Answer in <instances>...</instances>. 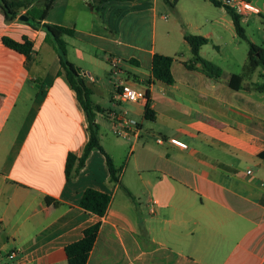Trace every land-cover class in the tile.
Returning a JSON list of instances; mask_svg holds the SVG:
<instances>
[{
	"label": "crops",
	"instance_id": "obj_1",
	"mask_svg": "<svg viewBox=\"0 0 264 264\" xmlns=\"http://www.w3.org/2000/svg\"><path fill=\"white\" fill-rule=\"evenodd\" d=\"M206 1L212 10L194 0L174 2L175 13L181 7L183 16L177 27L170 24L165 45L113 38L104 60L117 55L123 62L116 75L109 70L110 91L85 66H99L87 52L95 26L118 33L132 14L162 13L163 1L56 0L45 17V23L75 32L62 37L67 58L81 71L99 110V143L116 182L97 150L65 176L67 155L79 158L88 141L85 114L45 33L18 18L7 20L0 10V39L25 37L33 46L26 60L0 42V264L11 251H19V264H67L65 246L95 224L86 264H264V161L258 158L264 152V92L256 88L264 81L254 79L264 78V70L257 68L237 90L229 86L248 45L237 37L226 9ZM84 6H91L88 15ZM109 9L99 21L93 17V10ZM260 12L241 22L258 20ZM185 34L207 39L199 55L222 70L218 80L185 67L192 62ZM154 54L173 58L172 84L152 79ZM121 83L148 91L152 121L144 116L145 102L118 100ZM122 109L138 127L128 139L116 137L109 121L111 112ZM158 137L177 138L187 149L158 143ZM86 189L111 197L104 216L79 207Z\"/></svg>",
	"mask_w": 264,
	"mask_h": 264
},
{
	"label": "trees",
	"instance_id": "obj_2",
	"mask_svg": "<svg viewBox=\"0 0 264 264\" xmlns=\"http://www.w3.org/2000/svg\"><path fill=\"white\" fill-rule=\"evenodd\" d=\"M56 0H0V10L4 13L7 20L17 19L20 9H27L29 6L26 3L36 2V6L29 7L24 14L28 18L27 24L33 29H40L45 33V41L49 43L59 59L61 71L64 73L65 79L69 87L75 92L78 103L80 104L87 122L88 141L84 147L83 153L79 158L72 154H68L65 162V176L70 177V174L75 167L81 168L85 160L93 150L99 151L105 157V163L110 174L111 181L116 182V170L113 168L110 158L105 154L99 143L98 125L95 122L96 112L99 110L93 107L91 101V90L85 85L81 76V71L75 67L67 58V45L62 39L63 35L74 36L75 32L72 29L61 26L45 23V17ZM100 5H107L112 2L129 3L136 0H94ZM164 4L173 6L176 0H162ZM215 6H221L216 0H209ZM229 14L235 33L238 38L247 42L248 52L246 60L242 66L241 72L237 75H232L229 79V86L237 90L245 79H249L257 68L264 70V50L250 42L241 26V17L236 15L232 10L225 8ZM184 40L189 46L192 55V62L185 64L188 69H197L209 78L218 80L222 75V70L213 63L203 59L199 55V49L207 44V39L198 36L185 34ZM1 44L24 56L26 60L32 58L33 46L27 39L23 38L21 41H15L7 36L0 39ZM172 57L154 54L151 62V77L154 81L163 82L166 84L173 83L171 75ZM198 64L199 67H195ZM259 92H264V83L257 85ZM144 116L146 119L152 121L154 113L149 108V101L144 105ZM258 158L264 161V152L258 154ZM111 197L108 194L101 193L93 189H86L79 201V207L84 211L94 214L98 217L104 216L109 206ZM99 224L87 227L83 230L82 237L73 243L65 246L64 252L67 258V264H86L87 257L91 251Z\"/></svg>",
	"mask_w": 264,
	"mask_h": 264
},
{
	"label": "rangeland",
	"instance_id": "obj_3",
	"mask_svg": "<svg viewBox=\"0 0 264 264\" xmlns=\"http://www.w3.org/2000/svg\"><path fill=\"white\" fill-rule=\"evenodd\" d=\"M194 2L201 7L206 6L211 10L213 9L212 6L208 4L206 0H194ZM250 2L255 7L264 11V0H251ZM26 4L30 6L33 4V2H29ZM174 7L175 5L171 7L167 4H163L162 13H157L154 16H151V14L149 13H144L138 16L132 14L131 16L126 17L122 28H118L117 30L118 33H114V31L111 29L103 30L101 27H99L98 24L97 26H95V29L93 30V34L95 36H93L92 38H88L90 45H87V49H88L87 52H89L91 55H96V57L99 59L98 60L99 66L97 69H94L89 64H85V66L89 70H95L96 76H98L99 79H103L104 81L102 83L103 88H105L107 91H110L111 89L109 67L104 60L106 55L108 54V51L113 50L111 49V45H112L111 40L116 37V38H121V40H124L126 42L136 43L141 46H147L153 40L156 47L158 45H165L166 44L165 34L168 31L170 24L176 23V27H177V23L181 22L179 17L182 18L183 16V9L181 7L179 9V7H177V12L175 13ZM90 8L91 6H84L83 12L88 15V11L90 10ZM22 9H20V11ZM102 11H105V15L107 16L110 9L108 11L93 10V17H95L96 21H99L100 19L99 16L101 15ZM162 16H166V19H162ZM185 16L186 14H184V17ZM112 25H113L112 22H110V26ZM241 26L245 30L246 37L248 38V40L254 42L255 44H257V46L261 48L264 39V31H263L264 15L260 16L256 21L243 20L241 22ZM97 36H101L102 39H98ZM99 47L101 49H98ZM69 51L71 52V56H73V51L70 50V48ZM259 70L262 71L261 68H259ZM254 79L257 80L258 83L264 81V78L259 77L258 74L255 76ZM96 84H99L98 80ZM100 120L101 122L103 121L105 123V120L103 118H100ZM247 168H249L250 170H254L251 165H248Z\"/></svg>",
	"mask_w": 264,
	"mask_h": 264
},
{
	"label": "built area",
	"instance_id": "obj_4",
	"mask_svg": "<svg viewBox=\"0 0 264 264\" xmlns=\"http://www.w3.org/2000/svg\"><path fill=\"white\" fill-rule=\"evenodd\" d=\"M171 1V0H169ZM223 8L232 10L236 15L246 18L249 16H258L261 12L260 9L251 4L249 0H218ZM162 19H166V16H162ZM123 59L117 55H109L107 59L108 67L111 75H116ZM117 98L121 103L137 104L140 102H147L148 91L137 90L130 85L121 83L117 85ZM109 121L113 134L118 138L128 139L135 136L138 131L137 123L128 116V112L122 109L120 112L109 114ZM167 141L169 144L186 150L187 145L177 138H167L166 140L158 137L157 142L162 143ZM6 264H19V251H11L6 255Z\"/></svg>",
	"mask_w": 264,
	"mask_h": 264
},
{
	"label": "water",
	"instance_id": "obj_5",
	"mask_svg": "<svg viewBox=\"0 0 264 264\" xmlns=\"http://www.w3.org/2000/svg\"><path fill=\"white\" fill-rule=\"evenodd\" d=\"M18 19L20 21H23V22H27V20H28V18L26 16H24V15L19 16Z\"/></svg>",
	"mask_w": 264,
	"mask_h": 264
}]
</instances>
